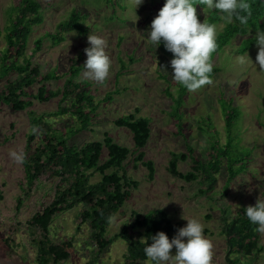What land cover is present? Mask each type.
<instances>
[{"label":"rangeland","instance_id":"374dc122","mask_svg":"<svg viewBox=\"0 0 264 264\" xmlns=\"http://www.w3.org/2000/svg\"><path fill=\"white\" fill-rule=\"evenodd\" d=\"M41 1L44 21L35 26L27 54L32 55L35 40L43 37L42 48L33 54L32 61L41 66L43 73L55 71L58 75L47 81L49 89L63 88L70 76V68L84 65V49L89 46L87 37L91 31L105 39V51L112 62L110 75L103 84L84 79L82 70L75 78L74 81L81 87L79 90H89L100 104L92 117L90 128L74 135L72 142L82 145L89 140H102L104 134L109 133L133 153L136 151L133 133L126 127L117 126L114 121L131 112L151 120V138L141 150L145 151V160L154 162L155 171L151 174L142 161L135 162V154L128 158L123 170L138 185L131 188V197L114 216L115 222L108 226L107 235L114 237L129 224L134 210L147 213L161 209L180 227L187 223L181 218L184 213L186 218L196 217L203 224L204 235L212 243V264H230L227 260L228 244L223 231V217H232L241 206L257 202L258 198L264 199V73H259V68L256 69L250 61L246 65L238 63L237 57L241 55L236 52L245 38L255 37L257 30L251 29L245 36L238 35L232 45L225 48L234 53L228 63L224 61L227 52L221 51L214 57L212 61L221 69L213 76L210 85L184 95L179 108V114L182 115L181 133L178 118L173 113L179 86L171 80V59L159 47L155 49L148 42L146 33L165 0H143L136 8L133 0ZM19 2L0 0V29L7 23L10 8ZM75 8L87 15L85 24L88 32H66L65 40L55 43L53 34L56 25L68 18ZM196 12L200 22L211 13L204 7L196 8ZM217 25L219 33L225 24L220 21ZM260 30L264 31V27ZM257 52L256 44L247 52L253 63H256ZM38 86L39 83H36L30 92L36 93ZM109 93L112 99L103 100ZM221 96H233V104L241 107L244 127L241 142L242 146L250 149V159L246 169L230 182H227L228 169L222 166L215 189L205 194L200 192L202 185L198 181L188 182L173 176L167 167L172 151H188L191 146L194 152L186 161L179 162L181 171L189 170L191 156L204 157L214 140L213 136L217 135V129L221 130V138L225 141ZM60 98L35 100L34 105L27 110H14L4 103L1 105L0 191L3 199L0 200V234L15 236L17 254L10 256L0 247V264H36V247L31 240L27 219L51 199L58 181L43 178L34 192L25 198L22 207L17 209V199L23 195L27 184L23 164L16 163L9 153L21 150L25 154L27 152V135L31 131L30 109L50 115L49 118L57 125L63 124L62 119L72 117L70 112L53 115L59 110ZM203 119L205 121L200 122ZM100 177L97 173L92 180L96 181ZM81 209L82 205H78L58 213L52 224L51 236L55 242L72 240L74 244V253L62 264H125L127 241L117 238L98 254L95 251L97 246L90 238L89 225L79 226ZM260 241L264 244V232H261ZM170 251L175 254V248ZM230 257L241 264H264V250L256 257L238 253Z\"/></svg>","mask_w":264,"mask_h":264},{"label":"trees","instance_id":"16d2710c","mask_svg":"<svg viewBox=\"0 0 264 264\" xmlns=\"http://www.w3.org/2000/svg\"><path fill=\"white\" fill-rule=\"evenodd\" d=\"M252 17L247 27L238 23L225 25L217 37V50L212 55V60L218 54L227 52L224 59L229 62L234 53L226 51L238 35L245 36L250 30L264 27V0H250ZM116 4L119 2L116 1ZM122 6V4H119ZM196 8L203 7L200 4ZM43 2L41 0H20L13 5L8 13V20L3 29H0V110L4 103L14 110H27L34 105L35 100L49 101L60 96L59 110L53 115L68 113L72 117L63 120L62 125L49 118L50 115L39 114L34 109L29 110L31 131L27 135L26 161L23 163L27 188L23 195L17 199V209H20L26 197L34 192L39 182L43 179H57L51 199L41 208L35 210L27 219V227L31 240L36 247V264H62L67 262L74 253L72 240L55 242L52 239V224L58 213L82 205L79 213V226L88 224L90 238L96 244L99 254L114 240L122 238L127 241L128 248L125 254V264H142L146 261L141 239H146L163 231L171 239L177 229L178 223L173 222L161 209H154L147 213L134 210L133 219L126 224L114 237L107 235L109 218L115 216L123 203L131 195V188L138 185L123 170L128 158L135 154L134 161H142L151 174L155 167L152 160H145V151H142L149 142L152 133L151 120L147 116H137L131 112L119 116L114 122L117 126L126 127L133 133L136 151L126 145L118 143L109 133L104 134L102 140H89L80 145L72 142V137L83 130H88L92 117L98 109L99 102L94 100L89 90L82 88L74 80L81 73L80 65L70 68V76L63 88L52 90L48 88L47 81L58 77L56 72L43 73L41 66L32 61V56L43 45V37L35 40V50L28 55L29 41L35 26L44 21ZM87 15L81 9H73L68 18L61 20L56 25L53 34L55 43L65 40V33L78 30L83 34L88 32L85 24ZM206 21L219 23L221 20L216 13L211 12ZM250 28L249 32L248 29ZM52 35V34H50ZM1 39L4 43L1 44ZM254 37L245 38L237 48V54L243 56L250 52L255 45ZM160 51L172 59V54L165 50L163 44ZM221 52V53H220ZM213 72L211 78L221 67L211 61ZM39 83L36 93L30 89ZM179 96L175 99L174 116L179 121V132L182 130V115L179 108L183 97L188 93L182 87L178 90ZM112 99L109 93L103 100ZM234 97H220V105L225 118L226 139L222 140V132L217 129L213 136L208 151L204 157L191 156L192 164L187 171H181L180 161H186L194 149L190 146L188 151H172L167 169L176 177L188 182L198 181L202 188L200 192L208 194L215 189L218 183L222 166L229 172L227 182L240 175L249 162L250 149L242 146V111L239 105L233 104ZM66 103V104H64ZM205 121L200 120V122ZM264 126V123L262 124ZM37 132L33 133L32 129ZM137 153V154H136ZM97 173L101 177L93 181ZM225 186H228L227 184ZM3 195L0 191V200ZM256 202L241 206L236 213L223 217V231L227 238L228 256L230 264H241L230 257L238 253L247 257H256L264 250L261 243V232L256 231V226L251 224L244 215L247 206H254ZM135 231L136 235H135ZM151 241L149 240L148 243ZM0 247L8 255L17 254L15 236L0 234Z\"/></svg>","mask_w":264,"mask_h":264},{"label":"clouds","instance_id":"9594fccd","mask_svg":"<svg viewBox=\"0 0 264 264\" xmlns=\"http://www.w3.org/2000/svg\"><path fill=\"white\" fill-rule=\"evenodd\" d=\"M133 3L136 8L143 0H133ZM196 4L216 13L225 25L238 23L247 27L252 17L250 0H165L146 31L147 40L155 49L163 44L165 50L172 54L169 61L171 80L188 92H195L213 82L211 61L218 47V25L206 20L200 22ZM254 39L258 47L256 63L252 62L247 52L238 56L237 62L246 65L250 61L256 69L259 68V73H264V31L258 28ZM87 40L89 46L84 49L86 60L82 77L103 84L110 75L112 63L105 51L106 41L92 31ZM32 132L36 133L37 129L33 128ZM9 155L16 163L26 161L22 150L11 151ZM244 215L256 226V231L264 232V199L258 198L254 206H247ZM181 218L187 223L177 229L171 239L165 232L159 231L140 240L145 245V264H212V243L205 237L201 221L196 217L186 218L184 213ZM115 219L112 216L109 222L114 223ZM173 248L174 255L170 251Z\"/></svg>","mask_w":264,"mask_h":264}]
</instances>
